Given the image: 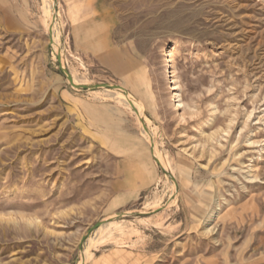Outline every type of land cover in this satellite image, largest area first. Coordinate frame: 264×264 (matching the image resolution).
Wrapping results in <instances>:
<instances>
[{"label": "rangeland", "instance_id": "1", "mask_svg": "<svg viewBox=\"0 0 264 264\" xmlns=\"http://www.w3.org/2000/svg\"><path fill=\"white\" fill-rule=\"evenodd\" d=\"M85 261L264 264V0H0V264Z\"/></svg>", "mask_w": 264, "mask_h": 264}, {"label": "bare ground", "instance_id": "2", "mask_svg": "<svg viewBox=\"0 0 264 264\" xmlns=\"http://www.w3.org/2000/svg\"><path fill=\"white\" fill-rule=\"evenodd\" d=\"M53 3V2H52ZM53 7V6H52ZM53 11V10H52ZM50 18H51V23H50V25H49V27H48V30H49V33L51 34V36H52V40H51V43H52V46H53V49L55 50V57L57 58V60H58V57H60L61 58V60H60V64H61V66H63V68H65V66H64V56H63V53H62V51L59 49V40H58V37H56V34H55V25H56V21H57V18L54 16V13L52 12L51 14H50ZM169 48L166 50V53L164 54V57H165V62L166 63H168V67H167V74H173V71H171L173 68H174V64H175V62H174V51L176 50V46H175V43L173 42V43H171L169 46H168ZM71 75V74H70ZM72 76V78H73V82L76 84V85H88V84H81V81H79L73 74L71 75ZM169 78H175L174 76H172V77H169ZM171 92L173 93V96H174V99H175V103H177L178 105L176 106V109H179L181 106H182V104H181V101H182V99L180 98L181 97V94L179 93L180 91H181V86L179 85V80L177 79H174L172 82H171ZM125 90V89H124ZM105 92H107L108 93V95L109 96H111V97H114V96H116V97H118V98H120V99H122V104L125 106V107H127V108H139V109H141V107H140V105L133 99V97L132 96H130L128 93V95L126 96V95H124V93H122V92H120V91H118V90H105ZM125 92H126V90H125ZM139 102V101H138ZM140 116V115H139ZM139 120H142V117H140V119ZM140 122V121H139ZM145 124H146V122H145ZM142 128V127H141ZM143 128H144V126H143ZM146 128H147V126H146ZM144 133H145V135L148 137V140H149V143L150 144H153V146H154V151H153V157H154V160H156L157 161V163L160 165V166H164V164H165V162H164V159H162L163 157H161V155L160 154H158L157 153V151H156V145H155V143H154V139H153V137L154 136H152V134H151V131H149V128H148V130H146L145 128H144ZM168 164V163H167ZM167 169V168H166ZM168 173V172H167ZM173 190H174V188H173ZM168 193V192H167ZM168 199H169V197H168ZM173 199H174V194L173 195H171L170 196V199H169V203L170 202H172L173 201ZM159 204V203H158ZM149 207V206H148ZM166 207V206H165ZM165 207L164 208H161L160 206H157V207H155V209L156 210H160V209H165ZM152 208V207H151ZM167 209V208H166ZM219 212H220V209L219 210H217L212 216H211V218H210V225L209 226H212L213 225V223H214V221H215V219L219 216ZM117 218V216H112V217H109V218H107V219H105V220H103L104 221V223L101 225V228L100 229H98L97 231H96V236L95 237H91V238H89V242L91 243V245H93V244H95L94 243V241H95V239H96V237H101L102 238V236L104 235V234H106L107 232H111V231H117V229H121L122 228V225L121 226H117L116 227V223H112V222H110V221H114L115 219ZM208 229H209V227H208ZM105 236V235H104ZM87 241V242H88ZM89 243V244H90ZM89 250V249H88ZM89 257V254H88V251L86 252V255H85V258H86V260L87 259H89L88 258ZM83 264H86V261L85 262H83Z\"/></svg>", "mask_w": 264, "mask_h": 264}, {"label": "water", "instance_id": "3", "mask_svg": "<svg viewBox=\"0 0 264 264\" xmlns=\"http://www.w3.org/2000/svg\"><path fill=\"white\" fill-rule=\"evenodd\" d=\"M60 60L61 58L58 57V62H59V65L61 66L60 64ZM61 69H62V72L66 75L67 77V80L68 82L71 83V85L73 86V88L77 89V90H89V91H97L98 89H103V90H118V91H122L124 93V95H128L127 92H125L124 88L122 86H119V85H108V84H98L97 86H93V85H76L74 82H73V78L72 76L70 75V73L68 72V70L65 68H63V66H61ZM142 124L144 126V128L146 130H148V128H146V125L145 123L142 121ZM154 149V146L152 144V151ZM104 223V221L102 220L100 223L96 224L95 227H93L92 229H90L87 233V235H90L94 230H98L101 225ZM87 235H85V237L83 238V241L86 240V237Z\"/></svg>", "mask_w": 264, "mask_h": 264}, {"label": "crops", "instance_id": "4", "mask_svg": "<svg viewBox=\"0 0 264 264\" xmlns=\"http://www.w3.org/2000/svg\"><path fill=\"white\" fill-rule=\"evenodd\" d=\"M125 90H126V88L124 87V86H122ZM147 139V138H146ZM148 140V139H147ZM148 142H149V140H148ZM151 156H152V159L154 160V157H153V151L151 150ZM155 162H156V164H158L157 163V161L156 160H154ZM159 165V164H158Z\"/></svg>", "mask_w": 264, "mask_h": 264}]
</instances>
